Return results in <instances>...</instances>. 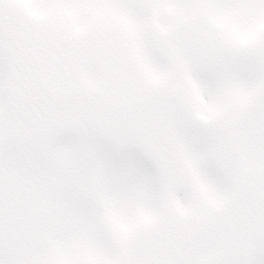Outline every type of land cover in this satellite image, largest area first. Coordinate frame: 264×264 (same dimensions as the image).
<instances>
[{
    "label": "snow or ice",
    "instance_id": "snow-or-ice-1",
    "mask_svg": "<svg viewBox=\"0 0 264 264\" xmlns=\"http://www.w3.org/2000/svg\"><path fill=\"white\" fill-rule=\"evenodd\" d=\"M0 264H264V0H0Z\"/></svg>",
    "mask_w": 264,
    "mask_h": 264
}]
</instances>
